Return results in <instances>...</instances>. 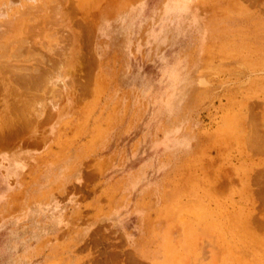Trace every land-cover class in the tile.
Segmentation results:
<instances>
[{
	"label": "rangeland",
	"instance_id": "1",
	"mask_svg": "<svg viewBox=\"0 0 264 264\" xmlns=\"http://www.w3.org/2000/svg\"><path fill=\"white\" fill-rule=\"evenodd\" d=\"M51 1L0 16L13 63L63 78L0 147V264H264V0Z\"/></svg>",
	"mask_w": 264,
	"mask_h": 264
},
{
	"label": "bare ground",
	"instance_id": "2",
	"mask_svg": "<svg viewBox=\"0 0 264 264\" xmlns=\"http://www.w3.org/2000/svg\"><path fill=\"white\" fill-rule=\"evenodd\" d=\"M20 1V3L22 4V10H18V9H16L15 7H11L12 5H11V3L9 2V1H6V2H4V3H0V16H2V17H5L6 16V22H11V21H13V20H19V19H21V17L23 16V15H25V14H28V13H30L31 12V10H33V9H36V8H38L39 6H40V3H39V0H19ZM19 1H16L17 2V5H18V2ZM51 1V0H50ZM56 1V0H55ZM116 1V0H115ZM114 1V2H115ZM16 2H12V4L14 5H16ZM34 2H36L35 4H34ZM52 2V1H51ZM64 2V1H63ZM63 2H62V4L61 5H63ZM113 2V3H114ZM56 3H58V1H56L55 2V4ZM59 3H61L60 1H59ZM82 3V2H81ZM37 4V5H36ZM54 4V3H53ZM11 5V6H10ZM61 5H57V6H61ZM49 6H51V5H49ZM84 6V5H83ZM89 6V5H88ZM54 7V6H53ZM67 7H69V6H67ZM3 8V9H2ZM19 8H20V6H19ZM58 8V7H57ZM89 8H91V7H89ZM88 8V9H89ZM59 9V8H58ZM60 9H62L61 7H60ZM59 9V10H60ZM78 9V8H77ZM77 9H75L77 12L79 11V9L77 10ZM87 9V8H86ZM87 9V10H88ZM113 9V8H112ZM37 10H40L41 11V9L39 8V9H37ZM59 10H58V12L57 13H59ZM66 10H67V8H66ZM87 10H83L84 12L85 11H87ZM34 11V10H33ZM40 11H38V12H40ZM64 11V10H63ZM63 11L62 12H60V13H63ZM75 11V12H76ZM89 11V10H88ZM87 11V12H88ZM90 11H92V10H90ZM117 11V10H116ZM54 12H56V11H54ZM66 12H68V11H66ZM71 12H73V11H71ZM80 12V11H79ZM83 12V13H84ZM59 13V14H60ZM64 13H65V11H64ZM63 13V14H64ZM82 13V12H81ZM82 13V14H83ZM38 14H40V13H38ZM62 14V15H63ZM80 14V13H79ZM85 14H86V12H85ZM90 14V13H89ZM43 15V14H42ZM61 15V16H62ZM61 16H59V19H61V20H63V17H61ZM64 16V15H63ZM83 16V15H82ZM84 16H86V15H84ZM87 16H89V15H87ZM86 16V17H87ZM1 17V18H2ZM61 17V18H60ZM38 18V17H37ZM58 18V17H57ZM90 18V17H89ZM52 19H54V18H52ZM88 19V18H87ZM91 19V18H90ZM48 20H49V18H48ZM55 20V19H54ZM51 22H54V21H51ZM92 22V21H91ZM49 23V22H48ZM60 22H58V24H59ZM77 23V22H76ZM93 23V22H92ZM92 23H91V25H92ZM55 24V23H54ZM53 24V25H54ZM48 25V24H47ZM46 25V26H47ZM90 25V24H89ZM49 26V25H48ZM88 26V25H87ZM51 27V26H50ZM63 27V26H62ZM52 28V27H51ZM50 28V29H51ZM64 28V27H63ZM73 28V27H72ZM87 28V27H86ZM19 29V28H18ZM48 29V28H47ZM53 29V28H52ZM55 29V28H54ZM53 29V31H55ZM88 29V28H87ZM86 29V30H87ZM91 29V28H90ZM14 30V29H13ZM16 31V30H15ZM63 30H61V32H62ZM60 32V31H59ZM89 32V31H88ZM90 32H91V30H90ZM55 33V32H54ZM53 33V34H54ZM13 34V33H12ZM17 34V33H16ZM50 34V33H49ZM7 35V34H6ZM3 36H5V35H3ZM51 36H52V34H51ZM56 36V35H55ZM0 37H1V33H0ZM20 37V36H19ZM46 37H47V35H46ZM45 37V38H46ZM2 38V37H1ZM38 38H39V36H38ZM41 38V37H40ZM44 38V37H43ZM44 38V39H45ZM53 38V37H52ZM51 38V39H52ZM80 38V37H79ZM37 39V38H36ZM48 39H50V37L48 36ZM50 39V40H51ZM75 39V38H74ZM77 39V38H76ZM4 40V39H3ZM38 40V39H37ZM39 40H41V39H39ZM58 40V39H57ZM5 41V40H4ZM3 41V42H4ZM9 41V40H8ZM30 41V40H29ZM72 41V40H71ZM75 41V40H74ZM3 42H1L0 41V69H2L3 67L4 68H8V74H7V76H4V79H5V82H1L2 83V88L1 89H5V90H8V92L4 95L5 96V98H3L2 99V101H1V105L3 106V109H2V113L0 114V116L1 117H3V118H5V123L3 124V126H0V147H6V145L8 144V142L7 141H9V139H12V137H13V135H14V132H15V129H14V119H16L17 117H23V118H40L42 115H44V114H47V112L46 111H48L50 114H51V110H53V108H55V106H53V104H54V102H51L52 104H50V106L48 107V97L49 96H47V93L49 92V95H51V94H53L54 93V95H57V94H55V92H57L58 94H60V92L63 90V78H62V75H61V73H60V70L59 69H57L56 70V73L54 72V74H47V75H44V71L46 70V69H44V67H43V65L41 64V63H34V64H32V63H28V64H24V63H19L18 62V64H16V63H13L12 61H11V57H10V55H6V50H4L5 48H4V46L6 47V44H4ZM6 42H7V40H6ZM39 42V41H38ZM45 42V41H44ZM42 43V45L43 44H45V43ZM76 42V41H75ZM56 43H59V42H57L56 41ZM56 43H55V45H56ZM38 44H41L40 42L38 43ZM62 44V43H61ZM77 44V43H76ZM75 44V45H76ZM42 45H39L40 47H42ZM46 45V44H45ZM74 45V44H73ZM74 45V46H75ZM78 45V44H77ZM76 45V46H77ZM44 46V45H43ZM82 46V45H81ZM223 45H221V47H222ZM46 47V46H45ZM210 47H211V45H210ZM77 48H78V46H77ZM86 48V47H85ZM218 48V47H217ZM44 48L42 47V50H43ZM212 49V48H211ZM13 50V49H12ZM45 50V49H44ZM62 50V49H61ZM77 50V49H76ZM206 50H210V49H207V47H206ZM39 51H40V49H39ZM46 51V50H45ZM221 51V50H220ZM225 51V50H224ZM66 52V51H65ZM68 52V51H67ZM66 52V54H68V53H70V52H68L67 53ZM71 52H74V49H73V51H71ZM78 52V51H77ZM208 52V51H207ZM44 53V52H43ZM80 53V52H79ZM78 53V54H79ZM75 54V53H74ZM74 54H72L73 56H74V58H75V56H77L78 57V55L76 54V55H74ZM26 55V54H25ZM28 55V54H27ZM213 55V54H212ZM69 56H70V54H69ZM72 56V57H73ZM81 56V55H80ZM204 56H206V54L204 55ZM61 57V56H60ZM68 57V56H67ZM209 57V56H208ZM29 58V57H28ZM55 58H57V57H55ZM69 58V57H68ZM12 59H14V62H17L18 60L16 59V58H12ZM81 59V58H80ZM80 59H74V60H77V61H79V63H81V61H80ZM72 60H73V58H72ZM71 60V61H72ZM20 61H26V59L25 60H20ZM70 61V62H71ZM76 61V62H77ZM88 61V60H87ZM90 61V60H89ZM73 62V61H72ZM74 63V62H73ZM89 63V62H88ZM56 64H59V63H56ZM92 64V63H91ZM90 64V65H91ZM61 65V64H60ZM71 65H72V63H71ZM75 65H76V63H75ZM89 65V66H90ZM56 66H58V65H56ZM73 66V65H72ZM76 67V66H75ZM92 67V66H91ZM73 68V67H72ZM67 69H69V68H67ZM74 69H76V68H74ZM79 69V67L77 68V70ZM92 69H93V67H92ZM71 71H72V69H71ZM74 71H76V70H73V72ZM197 72V71H196ZM72 73V72H71ZM74 73H78V72H74ZM73 73V74H74ZM76 75V74H75ZM74 75V76H75ZM71 76V75H70ZM1 78V77H0ZM3 78H1V80H2ZM200 80V79H199ZM91 81V80H90ZM201 82V81H200ZM77 83V82H76ZM75 83V84H76ZM67 84V83H66ZM72 84V83H71ZM81 84V83H80ZM91 85V84H90ZM75 86V85H74ZM55 87V88H54ZM85 87V86H84ZM193 87V86H192ZM57 88V89H56ZM87 88V87H86ZM31 89H34L35 91H37V93L39 92V94L37 95V94H32V92L30 91ZM88 89V88H87ZM86 89V90H87ZM57 90V91H56ZM89 90H90V87H89ZM88 90V91H89ZM10 91V92H9ZM70 91V90H69ZM2 92V91H1ZM13 93V94H12ZM62 93V92H61ZM1 94V93H0ZM9 94H12V95H10L11 96V98H12V100L11 101H9V99H8V97L7 96H9ZM70 94V93H69ZM37 96V98H35L36 100H35V102L33 103V105L30 107V109H27V110H25V109H23L22 110V108L23 107H21V106H19L18 107V109H16V110H14L13 108H11L9 105L10 104H14L16 101L17 102H21L20 104H23V99L25 98V97H27L28 98V100H30L31 99V101H32V97L33 96ZM1 96V95H0ZM53 96V95H52ZM54 97H56V96H54ZM59 97H61V95H59ZM58 99H60V98H58ZM1 100V99H0ZM26 100V99H25ZM9 101V102H8ZM50 101V100H49ZM52 101V100H51ZM55 101H57V100H55ZM47 103V104H46ZM31 104H32V102H31ZM249 104V103H248ZM256 104V103H255ZM255 104H253L254 105V107L256 106ZM261 106V105H260ZM21 107V108H20ZM248 108V107H247ZM255 108H257V106L255 107ZM55 110V109H54ZM254 110V109H253ZM262 111H264V110H262ZM1 112V111H0ZM48 113V114H49ZM52 113H54V112H52ZM241 113V112H240ZM261 113V112H260ZM47 114V115H48ZM50 114H49V116H50ZM252 114V113H251ZM254 114V113H253ZM252 114V115H253ZM233 115V114H232ZM231 115V116H232ZM256 115V114H255ZM254 115V116H255ZM260 115V114H259ZM254 116H253V118H254ZM257 116H258V113H257ZM262 116V115H261ZM46 117V116H45ZM252 117V116H251ZM250 117V118H251ZM256 117V116H255ZM260 117V116H259ZM31 118V119H32ZM242 118V117H241ZM247 118V117H246ZM252 118V119H253ZM258 118V117H257ZM30 119V120H31ZM233 120V119H232ZM255 120H257L256 118H255ZM37 121V120H36ZM48 121V120H47ZM244 121V120H243ZM260 121V120H259ZM32 122H34V121H32ZM240 122V121H239ZM26 123V122H25ZM47 123V122H46ZM242 123V122H241ZM41 124V123H40ZM240 124V123H239ZM258 124V123H257ZM260 124V123H259ZM230 125V124H229ZM244 125H245V122H244ZM262 125V124H261ZM263 126V125H262ZM230 127V126H229ZM246 127V126H245ZM252 127V126H251ZM237 128V127H236ZM243 128V127H242ZM250 128V127H249ZM231 129H232V127H231ZM245 129V128H244ZM252 129V128H251ZM259 129V128H258ZM226 130V129H225ZM225 130H223V131H225ZM229 130V129H228ZM253 130V129H252ZM256 130V129H255ZM238 131V130H237ZM236 131V132H237ZM241 131H242V129H241ZM259 131H261L260 129H259ZM224 133V132H223ZM239 135H240V133L239 132H237ZM250 133V132H249ZM262 133V132H261ZM257 134V133H256ZM237 135V134H236ZM263 135V134H262ZM221 136V135H220ZM261 136V135H260ZM264 136V135H263ZM241 137V136H240ZM238 135H237V137H236V139H238V138H240ZM263 138V137H262ZM261 138V139H262ZM240 140V139H239ZM250 139L248 138L247 139V141L248 142H250L249 141ZM241 141V140H240ZM262 141H264V140H262ZM263 143V142H262ZM243 144V143H242ZM246 145H249L248 143H245ZM254 146H255V144H254ZM251 147V146H250ZM253 153H254V151H252ZM260 154H262V153H260ZM2 160H4V162H5V165H6V170H5V176L7 177V175H8V173L9 174H15V172L19 169V168H21L22 167V162H21V158L17 155V154H15V153H10V154H4V155H1V157H0ZM264 175V174H263ZM261 177H262V175H261ZM249 178V177H248ZM264 191V190H263ZM172 216V215H171ZM169 218V217H168ZM171 219V218H170ZM173 220H175V219H173ZM169 221V220H168ZM258 221V220H257ZM256 221V222H257ZM261 221V220H260ZM240 222V221H239ZM261 223H262V221H261ZM259 225H261V224H259ZM176 226V225H175ZM186 229V228H185ZM232 229H234V228H232ZM238 229V228H237ZM254 230V229H253ZM182 231H183V228H182ZM199 231H204V229L202 230H199ZM222 231V230H221ZM166 232V231H165ZM168 232V231H167ZM180 232V231H179ZM188 233H190V231H187ZM186 232V230H185V233H187ZM243 232V231H242ZM245 232V231H244ZM253 232V231H252ZM193 233V232H192ZM202 233V235H203V232H201ZM250 233V232H249ZM204 234H206L205 232H204ZM255 234V233H254ZM169 235V234H168ZM190 235V234H189ZM207 235V234H206ZM186 236V235H185ZM188 236V235H187ZM192 236V235H191ZM191 236H189L190 237V240H191ZM205 236V235H204ZM209 236V235H208ZM227 236V235H226ZM225 236V237H226ZM257 236V235H256ZM263 236V235H262ZM224 237V238H225ZM228 237V236H227ZM257 238V237H256ZM261 238V237H260ZM260 238H258V239H260ZM167 239V238H166ZM186 239H189V238H186ZM227 239V238H226ZM263 239V238H262ZM190 240H187V242L188 241H190ZM248 240V239H247ZM166 241V240H165ZM221 241V240H220ZM260 241V240H259ZM222 242V241H221ZM220 242V243H221ZM227 242V241H226ZM167 243V242H166ZM172 243V242H171ZM185 243V242H184ZM190 242H188V243H186V244H189ZM264 244V243H263ZM169 245V244H168ZM170 247L172 246V245H169ZM197 248V247H196ZM200 248V247H199ZM209 248V247H208ZM207 248V249H208ZM234 248V247H233ZM241 248V247H240ZM239 248V249H240ZM245 248V247H244ZM169 249V248H168ZM205 249V248H204ZM206 249V250H207ZM213 247L212 248H210V250H211V252H213V254H214V251L216 252V251H218V249H215L214 251H213ZM250 249V248H249ZM193 250V249H192ZM195 250V249H194ZM236 250V249H235ZM241 250V249H240ZM246 250V249H245ZM252 250H254V249H252ZM168 251V250H167ZM199 251H201V250H199ZM204 251V250H203ZM249 251V250H248ZM257 251V250H256ZM218 252H220V251H218ZM226 252V251H225ZM229 252L230 251H228V254H229ZM243 252V251H242ZM251 252H253V251H251ZM172 253V252H171ZM181 253V252H180ZM233 254V253H232ZM238 254V253H237ZM243 254H244V252H243ZM249 254V253H248ZM205 255V254H204ZM215 255H217V252H216V254H214L213 256L215 257ZM236 255V254H235ZM192 256H193V253H192ZM191 256V257H192ZM212 256V255H211ZM218 256H220V255H218ZM177 257V256H176ZM185 257V256H184ZM190 256H189V258L190 259H193V258H191ZM200 257H201V255H200ZM204 257V256H203ZM223 257V256H222ZM226 257H227V255H226ZM234 257V256H233ZM212 258V257H211ZM215 258H217V257H215ZM253 258V257H252ZM189 259V260H190ZM195 259V258H194ZM197 259H200V258H197ZM197 259H195V260H197ZM219 259V258H218ZM240 259V258H239ZM241 259H242V257H241ZM240 259V260H241ZM155 260V259H154ZM188 260V261H189ZM217 260V259H216ZM223 259H221V261H222ZM226 260H228V259H226ZM242 260H244V258L242 259ZM246 260V259H245ZM183 261V260H182ZM199 261V260H198ZM201 261V260H200ZM203 261V260H202ZM221 261L219 260V262L221 263ZM231 261V260H230ZM173 262H175V261H173ZM184 262V261H183ZM192 262H194V260L192 261ZM213 262V261H212ZM226 262V261H225ZM176 263V262H175ZM174 263V264H175ZM205 263H207V262H205ZM229 264H231L230 262H228ZM247 263H248V260H247ZM185 264H186V260H185ZM192 264V263H191ZM209 264V263H208Z\"/></svg>",
	"mask_w": 264,
	"mask_h": 264
}]
</instances>
